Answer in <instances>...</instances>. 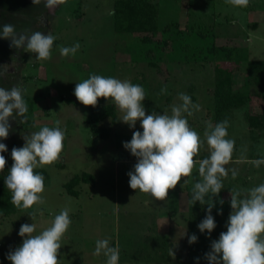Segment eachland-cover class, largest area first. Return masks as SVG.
<instances>
[{"label":"rangeland","instance_id":"obj_1","mask_svg":"<svg viewBox=\"0 0 264 264\" xmlns=\"http://www.w3.org/2000/svg\"><path fill=\"white\" fill-rule=\"evenodd\" d=\"M115 1L56 0L49 7L46 0H0V25L11 23L17 32L40 31L56 37L47 60L0 39V66L5 65L0 86L19 85L28 104L24 116L10 118V133L3 142L8 150L13 144L22 147L25 137L43 126L55 127L57 121L65 131L60 159L37 168L48 175L43 202L0 216V264H10L7 254L22 243L18 234L22 224L34 223V234H38L65 208L72 223L61 241V264H106V257L93 255L96 241L105 238L119 248V264H197V257L198 264H208L205 254L212 241L227 230L230 193L239 191L243 197L264 183V164L251 163L264 158V130H251L246 119L248 111L260 113L264 107L259 90L247 80L248 62L264 61V0H250L247 7L230 0H149L157 9V31L153 33L116 32ZM77 42L80 47L74 56L61 55V47ZM92 74L142 85L146 114L171 115L172 106L181 103L178 94L190 95L201 106L187 117L203 141L197 161L209 155L204 136L209 123L214 127L228 121V138L235 146L225 167L236 169L238 175L233 178L229 171L222 178L223 189L212 198L217 227L210 236L197 228L207 204L193 205L189 193L203 179L198 163L164 201L129 187L127 173L137 161L123 143L131 140L133 131H142L140 122L130 129L121 121L118 106L103 98L105 104L115 105L116 117L101 123L111 130L109 139L93 137L85 124L89 106L73 94L76 83ZM229 74L235 89L246 92L250 102L218 120L213 111L214 78ZM83 173L92 175L95 184L80 182L74 186L78 196L68 195L65 184ZM221 209L222 214H217ZM187 230L197 235L195 244L184 239Z\"/></svg>","mask_w":264,"mask_h":264},{"label":"clouds","instance_id":"obj_2","mask_svg":"<svg viewBox=\"0 0 264 264\" xmlns=\"http://www.w3.org/2000/svg\"><path fill=\"white\" fill-rule=\"evenodd\" d=\"M41 0H33L40 3ZM233 5L247 7L250 0H230ZM56 0H46V5H55ZM0 39H8L16 49L27 48L35 53L36 59L47 60L52 56L54 35L40 31L31 33L17 32L13 24L0 25ZM80 45L61 47L62 56H74ZM5 65L0 66V75L4 74ZM76 99L84 106L96 107L99 98H104L118 106L122 113V122L130 129H135L137 121L140 129L133 131L130 141L123 143L125 150L136 158L133 170L127 173L129 187L133 190L150 194L158 201L169 197V191L175 189L183 177L192 174L193 167L199 164L202 181L194 184L192 203L207 204L205 218L197 225L201 233L209 236L217 227L212 209L213 197L223 189V179L229 175L235 178L236 169L225 166L232 159L235 141L228 138V121L209 123L205 130L209 155L196 160L203 141L200 135L190 127L187 117L200 110L187 93L178 94L181 103L174 104L171 115L147 113L143 104L145 89L142 85L122 81L115 77L92 74L82 82L76 83ZM28 104L23 98V90L17 85L11 89L0 86V173L6 165L5 152L8 151L6 140L9 136L10 118L24 116ZM186 114V115H185ZM43 126L31 136L25 137L22 147H13L11 157L13 164L4 179L12 193V203L19 208L29 209L43 202L45 190L44 176L35 169L51 165L60 159L64 148L65 131L59 126ZM251 163L259 167L264 158ZM211 194V195H209ZM230 207L226 231L211 243V250L205 254L208 264H264V183L241 192L230 193ZM207 198V199H206ZM223 204V200L220 201ZM217 214H222V209ZM72 221L67 208L57 214L50 227L38 234L34 223L22 224L19 236L22 243L10 251L6 259L10 264H61L59 249L61 241L70 228ZM197 235L188 237L189 244H195ZM93 255L106 257V264H119L120 250L112 246L108 238L96 241ZM174 255V253H173ZM199 257L196 258L197 264Z\"/></svg>","mask_w":264,"mask_h":264},{"label":"trees","instance_id":"obj_3","mask_svg":"<svg viewBox=\"0 0 264 264\" xmlns=\"http://www.w3.org/2000/svg\"><path fill=\"white\" fill-rule=\"evenodd\" d=\"M157 9L149 0H117L114 4L113 25L116 32H150L157 31ZM232 58V57H231ZM247 80L250 85L257 88L264 99V61L254 60L248 62ZM250 97L246 92L235 89L232 76L222 75L214 78L213 90V111L218 120L228 118L234 110H239L247 106ZM116 107L113 104H105L104 99L99 98L96 107L89 106V113L86 116L85 124L93 137L107 140L111 136V130L101 126L106 119L115 120ZM247 124L251 130H264V107L260 113H250L248 111ZM17 147L13 144L7 152L6 168L0 173V216H11L17 212V207L12 203V193L4 183L8 171L13 164L11 150ZM36 172L44 176V184L48 180L46 171L35 169ZM80 182L95 184V178L88 174L74 176L70 182L65 184L68 195L77 197L78 192L74 186ZM193 195V191L189 192ZM189 195V197H190ZM191 198V197H190ZM192 200V199H191Z\"/></svg>","mask_w":264,"mask_h":264},{"label":"crops","instance_id":"obj_4","mask_svg":"<svg viewBox=\"0 0 264 264\" xmlns=\"http://www.w3.org/2000/svg\"><path fill=\"white\" fill-rule=\"evenodd\" d=\"M186 233H188V236L186 235V236L184 237V239H185V238H188L189 236H191L189 230H187ZM171 241H172V239H171ZM180 241H183V237H182V239H181ZM172 243H173V241H172ZM180 243H181V242H180ZM181 244L183 245L184 243H181Z\"/></svg>","mask_w":264,"mask_h":264}]
</instances>
